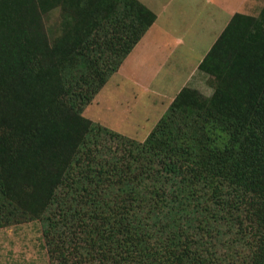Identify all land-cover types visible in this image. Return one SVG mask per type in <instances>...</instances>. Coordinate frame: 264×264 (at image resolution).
Here are the masks:
<instances>
[{
  "label": "trees",
  "instance_id": "obj_1",
  "mask_svg": "<svg viewBox=\"0 0 264 264\" xmlns=\"http://www.w3.org/2000/svg\"><path fill=\"white\" fill-rule=\"evenodd\" d=\"M156 19L0 0V229L40 221L52 264H264V7L201 62L213 94L183 88L145 141L84 115Z\"/></svg>",
  "mask_w": 264,
  "mask_h": 264
},
{
  "label": "rangeland",
  "instance_id": "obj_2",
  "mask_svg": "<svg viewBox=\"0 0 264 264\" xmlns=\"http://www.w3.org/2000/svg\"><path fill=\"white\" fill-rule=\"evenodd\" d=\"M140 1L154 13H156L155 10H160L162 8L160 0ZM201 1L202 3L199 1L197 2V0H175L172 7H184L192 16L196 13L195 10L203 7L205 0ZM217 2L218 0H214V4L206 6V8L210 11L214 10V12L222 7H225L224 10L227 7L235 9L239 0H220V6ZM261 3L260 5H254L253 7L255 9L251 8L244 14L258 17L263 7ZM58 18V11L56 10L50 14L47 22L51 26H54ZM184 23L186 24V22H180L179 18L174 20V27H172V29H174V33H172L173 36L177 35L179 38L183 37V34L186 33L185 30L179 33H175V30L179 28L177 25ZM215 27L216 26L211 27L212 32ZM198 31L201 34L202 32L204 33L205 30H203V28H198ZM172 35H164L163 40H170L169 37ZM205 36L206 37H201V39L199 38L197 42L193 41L194 44H197L196 46L199 49L200 43L203 45V49H206L211 41L209 34ZM190 46V43L187 42V44L178 47L169 62L170 67L173 65L176 66L172 70L173 75L167 78L163 77L166 76L170 67L166 70L164 69V73L160 75V77H163L162 80L160 82L158 79L154 81L151 92H146V90L142 89L143 87L138 86L133 80L111 77L103 91L98 95L97 102L93 101L85 109L84 115L95 123L102 124L139 142L145 141L149 135L148 132L153 130L158 120L165 114L166 111L164 110V106L166 107V102H168L171 96L176 94L178 86L184 82L185 76L189 74L193 68L190 63L187 64L186 61H181L183 53L186 52L189 54L191 62L195 61L196 56L202 54L200 51H190ZM166 52L167 50L164 51V54H166ZM159 54H162V52ZM155 65L156 59L149 58V64L144 68V71H148V74L143 77V81L146 79V82H149L147 77L154 71ZM139 79L142 80L141 77H139ZM118 82L119 85H116ZM164 89L166 90L164 91L165 94L164 92L162 95L155 93V90L161 92ZM213 91V87L208 90L211 95ZM164 97H168V99ZM134 131H137V133H134ZM0 264H52L43 237V225L40 221L23 223L0 229Z\"/></svg>",
  "mask_w": 264,
  "mask_h": 264
},
{
  "label": "crops",
  "instance_id": "obj_3",
  "mask_svg": "<svg viewBox=\"0 0 264 264\" xmlns=\"http://www.w3.org/2000/svg\"><path fill=\"white\" fill-rule=\"evenodd\" d=\"M198 1L202 3L201 0H197V2ZM219 1L220 0H218L217 4L220 6ZM174 2L175 0H160L162 8L160 10H155L157 15L155 23L144 35L141 41L135 46L118 72L112 76L116 79L124 78L131 81L133 80L138 86L143 87L142 89L146 90V92H151L154 81H156V79H158V81L160 82L163 77L167 78L173 75L172 70L176 66L173 65L170 67V58H172L179 46H182L183 44H187V42H189L191 45L189 48L190 51H200L202 54L200 56H196L195 61L191 62V60L189 59V54L186 52L183 53V58L181 59V61L184 60L187 62V64L190 63L193 68L190 73L185 76L184 82L180 86H178L176 94L171 96L168 102H166V107L164 106L165 111H167L175 97L185 87L197 89L204 95L211 96V93L208 92V90L211 89L212 85L210 84L209 76L199 69L201 62L204 60L212 46L218 40V38L236 13L244 14L246 11H249V9L254 8V5H260L261 2L262 6L264 7V0H239L235 9L227 7L224 10L225 7H222L214 12V10L210 11L206 8V6H211L212 4H214V0H205V6L203 5L202 8L195 10L196 13L191 16L184 7H172V4ZM263 7L261 8L259 13L262 12ZM176 18H179L180 22H186V24L184 23L181 25H177L179 26V28L178 30H175V33H179L185 30L186 33L183 34V37L181 38H179L177 35H172V33H174V29H172V27H174L173 23ZM214 26L216 27L212 32L211 27ZM198 28H203V30H205L206 32L204 31V33L202 32L200 34ZM207 34L210 35L211 39L208 47L206 48L207 50L203 49V45L201 43L199 49L196 46L197 44H194L193 41L197 42L199 38L201 39V37L203 36L206 37L205 35ZM164 35L172 36L169 37L170 40H163ZM165 50H167L166 54H164ZM160 52H162V54H159ZM149 58L156 59V71L154 69L155 72L153 71L154 73L151 72L152 74H149V76L147 77L149 82H146V79L143 81V77L147 76L146 74H148V71L145 72L144 68L148 66ZM167 68H169V70L167 71L166 76L160 77V75L163 74ZM139 77H141L142 80H140ZM116 85H119V82L116 83ZM103 89L101 90V92L103 91ZM164 91L166 90L164 89L161 92L155 90V93H157L158 95H162ZM98 95L96 96L94 102H97L96 100H98ZM164 98L168 99V97ZM134 133H137V131H134ZM149 133L150 132H148V134Z\"/></svg>",
  "mask_w": 264,
  "mask_h": 264
}]
</instances>
